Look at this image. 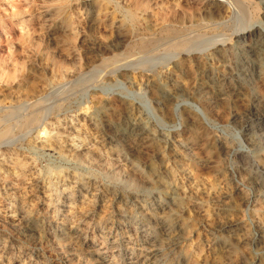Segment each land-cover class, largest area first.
<instances>
[{
    "label": "rangeland",
    "instance_id": "rangeland-1",
    "mask_svg": "<svg viewBox=\"0 0 264 264\" xmlns=\"http://www.w3.org/2000/svg\"><path fill=\"white\" fill-rule=\"evenodd\" d=\"M0 120V264H264V0H0Z\"/></svg>",
    "mask_w": 264,
    "mask_h": 264
},
{
    "label": "bare ground",
    "instance_id": "bare-ground-1",
    "mask_svg": "<svg viewBox=\"0 0 264 264\" xmlns=\"http://www.w3.org/2000/svg\"><path fill=\"white\" fill-rule=\"evenodd\" d=\"M219 2V1H218ZM165 29V28H164ZM175 29V28H174ZM169 30V29H168ZM164 32V31H163ZM165 33V32H164ZM205 33V32H204ZM242 33V32H241ZM160 34V33H159ZM193 34V33H192ZM188 35V34H187ZM210 36V35H209ZM211 37H213V36H211ZM190 38H192V37H190ZM209 38V37H208ZM215 38V37H214ZM137 39V38H136ZM142 39V38H141ZM141 39H139V40H141ZM144 39V38H143ZM149 39V38H148ZM153 39V38H152ZM151 38H150V40H147V41H142V42H138V43H140V44H138L139 46H138V48L139 49H141L142 51L144 50H147L148 48H149V46L151 45L152 46V43L154 42L153 40H152ZM194 39V38H193ZM192 39V40H193ZM207 39V38H206ZM213 39V38H212ZM145 40V39H144ZM201 40V39H200ZM205 40V39H204ZM206 41V40H205ZM204 41V42H205ZM190 42H192L191 41V39H189V38H185V39H179V40H177V41H175V42H173V43H171L169 46H168V48H167V50H174L176 53L178 52V54H180V53H182V52H187V49H186V47H187V44L188 43H190ZM197 42V41H196ZM199 42V41H198ZM194 43V42H193ZM201 43V42H200ZM199 43V44H200ZM134 44V43H133ZM194 44H196V43H194ZM193 44V45H194ZM198 44V43H197ZM197 44H196V46H197ZM229 44V43H228ZM257 44V43H256ZM200 45H202V44H200ZM154 46V45H153ZM195 46V45H194ZM199 46V45H198ZM197 46V47H198ZM153 48V47H152ZM165 50V49H164ZM170 52H172V51H170ZM250 52V51H249ZM261 52V51H260ZM174 53V52H173ZM189 53V52H188ZM183 54V53H182ZM190 54V53H189ZM115 56V55H114ZM121 56V55H120ZM120 56H115V57H113L111 60H109V62H103V63H101L100 64V68L99 69H104L105 71H109V72H113V71H115V70H117V69H119L120 67H121V65H119L118 63V60H120V58H118V57H120ZM147 56V55H146ZM128 57V56H127ZM126 59V58H125ZM129 60V59H128ZM128 60L126 59V61L128 62ZM123 61V60H122ZM130 62V61H129ZM100 63V62H99ZM126 64V63H125ZM99 65V64H98ZM129 65V64H128ZM254 65V64H253ZM94 67V66H93ZM92 69V68H91ZM93 69H95V67L93 68ZM258 70V69H257ZM261 73V72H260ZM201 85V84H200ZM203 85V84H202ZM215 87V86H214ZM213 87V88H214ZM201 88V87H200ZM199 90V89H198ZM220 91V90H219ZM192 94V93H191ZM47 100V99H46ZM39 100H37L36 102H38ZM158 101V100H157ZM156 101V102H157ZM35 102V101H34ZM41 103V102H40ZM39 103V104H40ZM37 104V103H36ZM36 104H35V106H36ZM22 105H24V103L22 104L21 103V106ZM31 105V104H30ZM17 106V105H16ZM21 106H17V107H19V108H21ZM23 107V106H22ZM25 107H29V106H25ZM18 108V109H19ZM41 108V107H40ZM11 109H12V107H11ZM14 107H13V112H14ZM17 108H16V110H18ZM23 109V108H22ZM22 109H19V110H22ZM25 109V108H24ZM28 109V108H27ZM30 109V108H29ZM33 109V108H32ZM3 110V109H2ZM4 110H5V108H4ZM18 110V112H20ZM26 110V109H25ZM29 111V110H28ZM3 113V112H2ZM12 113V112H11ZM15 113V112H14ZM26 113V112H25ZM25 113H24V115H25ZM27 113H29V112H27ZM31 113V112H30ZM51 113V112H50ZM9 114V113H8ZM20 114V113H19ZM16 115V114H15ZM17 115H18V113H17ZM16 115V116H17ZM21 115H23V114H21ZM20 115V116H21ZM3 116V115H2ZM6 116H7V114H6ZM6 116H5V118H6ZM19 116V117H20ZM46 116V115H45ZM261 116V115H260ZM4 117V116H3ZM9 117V116H8ZM14 116H12V118H13ZM23 117V116H22ZM42 117H43V112H41V110L39 109V108H37V109H34V110H32V113H31V115H30V118H27L26 117V119L24 120V121H22V124H21V126L24 128V127H26V126H28V125H30V124H36V123H38V125L40 124V120L42 119ZM262 117V116H261ZM11 118V117H10ZM10 118H6V119H10ZM24 118V117H23ZM5 119V120H6ZM13 119H15V117L13 118ZM3 120H4V118H3ZM20 120V119H19ZM130 120V119H129ZM2 120H0V122H1ZM15 121H16V119H15ZM128 121V120H127ZM8 122V121H7ZM10 122V121H9ZM129 122V121H128ZM140 122V121H139ZM4 123H6V122H4ZM12 123V122H11ZM17 123V122H16ZM20 123V122H19ZM127 123V122H126ZM131 123V122H130ZM2 124V123H1ZM7 124V123H6ZM10 125H12V124H10ZM9 125V126H10ZM37 125V124H36ZM37 125V126H38ZM117 125V124H116ZM115 125V126H116ZM128 125V124H127ZM130 125V124H129ZM2 126V125H1ZM0 126V130H1V127ZM32 126V125H31ZM142 126V125H141ZM17 127V126H16ZM36 127V126H35ZM109 127V126H108ZM135 127V126H134ZM11 128V127H10ZM10 128L9 127H5L3 130H1V132H0V137H2V138H8L9 139V136H11V134L9 133V130H10ZM13 128V127H12ZM11 128V129H12ZM20 128V130H19V132H21V130L23 129V128H21V127H18L16 130L18 131V129ZM29 128V127H28ZM119 128H120V126H119ZM118 128V129H119ZM15 129V128H14ZM25 129V128H24ZM133 129H135V128H133ZM128 130V129H127ZM129 130H131V129H129ZM11 131V130H10ZM132 131V130H131ZM128 132V131H127ZM118 133V132H117ZM142 133V132H141ZM114 134V133H113ZM123 134V133H122ZM133 134V133H132ZM138 134V133H137ZM140 134V133H139ZM134 136V135H133ZM146 136V135H145ZM114 137V136H113ZM12 138V137H11ZM117 138V137H116ZM123 138V137H122ZM262 138V137H261ZM18 139V138H17ZM115 139V138H114ZM5 140V139H4ZM7 140V139H6ZM6 140H5V142H6ZM121 141V140H120ZM1 142H3L4 143V141H1ZM139 142H141V141H139ZM151 175V174H150ZM150 177V176H149ZM153 180V179H152ZM154 189V188H153ZM122 198V197H121ZM158 203V202H157ZM140 206V205H139ZM160 206V205H159ZM19 224H21V223H19ZM24 224V223H23ZM15 225V224H14ZM22 225V224H21ZM261 226V225H260ZM262 227V226H261ZM20 229V228H19ZM29 229V228H28ZM260 238V237H259ZM255 241V240H254ZM151 249V248H150Z\"/></svg>",
    "mask_w": 264,
    "mask_h": 264
}]
</instances>
